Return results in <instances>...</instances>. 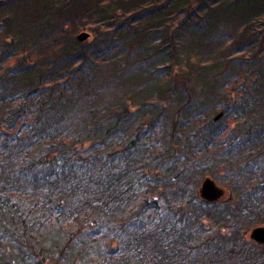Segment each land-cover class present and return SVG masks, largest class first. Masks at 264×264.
Segmentation results:
<instances>
[{
  "label": "trees",
  "instance_id": "obj_1",
  "mask_svg": "<svg viewBox=\"0 0 264 264\" xmlns=\"http://www.w3.org/2000/svg\"><path fill=\"white\" fill-rule=\"evenodd\" d=\"M257 159L264 0H0V264H264Z\"/></svg>",
  "mask_w": 264,
  "mask_h": 264
},
{
  "label": "water",
  "instance_id": "obj_2",
  "mask_svg": "<svg viewBox=\"0 0 264 264\" xmlns=\"http://www.w3.org/2000/svg\"><path fill=\"white\" fill-rule=\"evenodd\" d=\"M91 37V33L86 30H82L77 34V39L85 41ZM221 116V113L215 116L217 120ZM199 193L202 198L208 201H215L222 197L225 193V188L218 185L217 182L211 177H205L199 187ZM250 238L259 244H264V225H258L252 228L249 234Z\"/></svg>",
  "mask_w": 264,
  "mask_h": 264
},
{
  "label": "rangeland",
  "instance_id": "obj_3",
  "mask_svg": "<svg viewBox=\"0 0 264 264\" xmlns=\"http://www.w3.org/2000/svg\"><path fill=\"white\" fill-rule=\"evenodd\" d=\"M222 26H224V27H226L225 25H222ZM82 30H80L79 32H81ZM86 31H87V29H86ZM78 32V33H79ZM77 33V34H78ZM126 71V70H125ZM113 72L114 73H116V71H114L113 70ZM113 72H111L110 74H111V76H109L108 77V82L111 80V82H113V79H116L115 77H113L114 76V74H113ZM127 72V71H126ZM128 75H130L129 73H127V74H125L123 77H125V78H129V76ZM93 82H94V85L96 86V88H99L100 86H103L104 84L103 83H105V80H99V79H95V80H93ZM103 84V85H102ZM100 89V88H99ZM256 155V154H255ZM257 162H259V163H261L262 164V167L264 168V159H257L256 160ZM205 176V175H204ZM206 177V176H205ZM204 179L203 178H201V180L199 181V184H198V188L197 189H199V187H200V185H201V183H202V181H203ZM215 180V179H214ZM216 181V180H215ZM217 182V181H216ZM217 184L218 185H220V186H222V187H224L225 188V193H224V195L222 196V197H220L218 200H224V199H227L228 198V196H229V194H230V192H231V189H230V187H226V186H223V185H221L219 182H217ZM1 212H3V211H1ZM0 212V213H1ZM42 215V214H41ZM42 218V217H41ZM42 223H44V221H42ZM238 224H241V222L240 221H238ZM259 225H264V224H259ZM256 226H258V225H256ZM255 226H252V227H250V228H248L247 229V232L245 233V237L246 238H250V236H249V234H250V231L252 230V228H254ZM251 239V238H250Z\"/></svg>",
  "mask_w": 264,
  "mask_h": 264
}]
</instances>
